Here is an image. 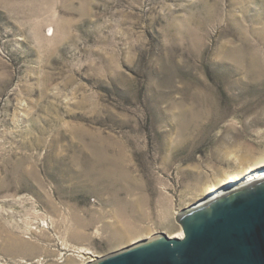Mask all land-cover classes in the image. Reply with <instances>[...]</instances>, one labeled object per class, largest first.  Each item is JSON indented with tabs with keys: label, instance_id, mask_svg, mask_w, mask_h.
Listing matches in <instances>:
<instances>
[{
	"label": "rangeland",
	"instance_id": "rangeland-1",
	"mask_svg": "<svg viewBox=\"0 0 264 264\" xmlns=\"http://www.w3.org/2000/svg\"><path fill=\"white\" fill-rule=\"evenodd\" d=\"M263 160L264 0H0V264L183 234Z\"/></svg>",
	"mask_w": 264,
	"mask_h": 264
},
{
	"label": "water",
	"instance_id": "water-1",
	"mask_svg": "<svg viewBox=\"0 0 264 264\" xmlns=\"http://www.w3.org/2000/svg\"><path fill=\"white\" fill-rule=\"evenodd\" d=\"M160 233L87 264H264V176L193 203Z\"/></svg>",
	"mask_w": 264,
	"mask_h": 264
},
{
	"label": "bare ground",
	"instance_id": "bare-ground-1",
	"mask_svg": "<svg viewBox=\"0 0 264 264\" xmlns=\"http://www.w3.org/2000/svg\"><path fill=\"white\" fill-rule=\"evenodd\" d=\"M244 173H245L244 177H242L240 180H234V179H232V176H231V178H229L227 180V182H221L220 184H218L219 185L218 188H216V186L211 188L210 192L207 195L203 196L202 198L197 200L195 203L201 202L202 200H204V201L208 200L209 198H211V197H213V196H215L221 192H224L226 190L232 189V188L240 186V185H244V184L249 183L255 179L263 177L264 176V160L261 161L258 166L254 167V168H250L249 170H246ZM182 237H183L182 233L176 234L173 236V238H182Z\"/></svg>",
	"mask_w": 264,
	"mask_h": 264
}]
</instances>
